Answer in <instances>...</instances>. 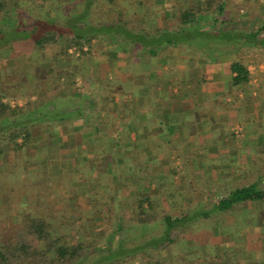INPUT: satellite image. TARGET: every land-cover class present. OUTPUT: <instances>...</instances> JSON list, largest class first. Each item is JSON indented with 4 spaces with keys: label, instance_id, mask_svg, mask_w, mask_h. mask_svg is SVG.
Instances as JSON below:
<instances>
[{
    "label": "rangeland",
    "instance_id": "rangeland-1",
    "mask_svg": "<svg viewBox=\"0 0 264 264\" xmlns=\"http://www.w3.org/2000/svg\"><path fill=\"white\" fill-rule=\"evenodd\" d=\"M18 1L22 5L20 13L25 20L22 23V28L31 29L32 25L29 24L28 20L31 16L35 17L34 22L38 25L41 23L39 31L34 35V37H38L49 25L45 16L46 9L42 10L37 5L40 0ZM180 1H183L187 6L185 10H191L192 2L189 0ZM228 2L230 4L227 8L229 17L227 20L231 22L226 27L229 29L248 32L257 29L264 22V0H249V3H246V0H228ZM241 2H244V5H252L254 11L249 13L248 9L244 7L238 13L235 8ZM67 6L61 8L62 13L67 12L69 9ZM165 6L156 5V11L150 14H145L138 7H134L125 17L127 20L134 19L135 22L138 20L147 22L146 27L152 34H155L161 28L157 24L160 23L159 17L165 11ZM55 8L58 9V7ZM192 13L194 15L192 23H195V14ZM0 20L17 22L16 16L11 11L3 13ZM220 21L218 25H220ZM257 21L261 23H256ZM205 22V26L208 27V21L204 20ZM8 24L6 23V25ZM52 26L55 27V25ZM16 32L18 31L16 30ZM5 34L6 36L3 37L7 39L10 33L9 35ZM1 40L0 88L5 89L0 91V96L7 95L8 98L3 99V102L8 101L12 108L26 106L29 101L42 104L46 98L48 100L53 95L59 106L61 103L72 104L74 100H77L72 95L73 92H77V89L85 93L90 92L87 79L89 75L86 71L88 70L87 64L85 63V68L81 69L84 60L86 62L89 60L88 64L91 66V58H97L98 60L106 58L111 49L116 48L119 54L123 53L122 49L114 48V43H111L106 36L94 39L91 45L84 47L87 54L79 63H76L75 60L81 54L75 48L70 49L69 54L74 57L73 66L70 69H75L76 75L74 79L69 75H61L64 79H68L66 86L52 70V68L54 70L62 69L63 67L61 68L59 65L61 62L64 63L59 58V54L55 59L56 53L52 49L53 45L36 48L33 43L28 41L9 42V44L4 43L2 45ZM4 41L6 40L2 42ZM140 46L137 44L128 46L129 50H132L133 59H135L137 53L144 54L148 48V45H145V48L141 50L139 49ZM59 50L58 45L57 53H59ZM27 57L29 58L27 59ZM143 57L152 58L154 56L143 55ZM241 57L245 58L247 66L251 67L254 90L261 88L264 92V51L257 52L256 49L244 46ZM47 60L54 61V65L50 68L46 66ZM21 63L24 64L22 68L17 66ZM71 64H65V66L70 67ZM31 74L33 78L29 80ZM21 76L23 77L21 78ZM20 78L21 81L18 82L17 80ZM46 79H51L52 89L50 91H47V86H45L44 81ZM14 80L15 84L11 82ZM110 87L111 84L104 87L100 86L98 89L93 88V92L103 90L107 92ZM61 91L67 93L66 96H63L65 101H60L56 94ZM87 105L89 104L87 103ZM18 142H22L21 139ZM145 143L146 147H122V150L128 152V155L124 157L126 159L125 163H120L113 158V155L117 153V148L108 150V156L103 160L101 159L100 162H95L97 160L92 157H89L86 162H82L78 158L79 156L77 157L75 154L64 159L61 163L59 149L54 151L55 156L51 158L50 153L52 152L49 149L50 153L44 149L31 148V145L26 146L23 150L16 149L14 145L4 144L0 139V151H3L0 155V244L10 239L13 244H30L33 238L21 228L25 223V218L30 216H40L48 219L53 225L54 234L57 236L62 233L80 241L95 243L97 248H104L105 246L113 247L115 242L120 239L117 233V222L119 220H123L124 226L137 225V222L132 219L133 214L136 212V202L148 196L151 199L152 207L150 213L155 214L157 218L155 222L150 223L153 229L159 226L162 218L166 215L181 216L190 212L201 213L211 208V206H218L212 204V201L215 198L219 199L221 196H218L215 189L206 186L211 180L193 179L189 180L192 181L189 182L190 184L184 183V179L181 177L183 172L193 169L183 165L181 162L182 157L179 158V161L178 157L180 156L175 152H170L171 159H174V162L177 161V163L172 161L168 164L159 161L158 155H166L169 151L168 147L151 145V141ZM40 144L42 145V143ZM84 150L86 152L83 155L92 154L91 150V153L88 152V148ZM149 151L155 157L153 160L150 159L151 156L149 157ZM44 156L46 157L45 162L41 159ZM137 156L140 159L136 158ZM200 160L204 161L206 158L202 157ZM211 165L207 164L205 167H199L200 164L196 163L195 170L197 172L203 171V173L210 170L214 172ZM73 166L77 167L74 168ZM154 170L155 172H153ZM121 172H123V176ZM124 175L127 177L132 176L133 185L131 182L125 184L122 182ZM137 175L138 177L135 178ZM139 175L147 176L150 179L155 175L150 183L147 181L144 184L147 190L145 189L140 193L136 191L139 184L137 180ZM200 183L204 184L205 193L208 194L199 195L194 193L190 195V189L188 188L195 187V192H197L196 187ZM153 184L159 188L158 197L156 193H152ZM241 207L245 208V217L241 218L242 216L237 214L232 224L230 222L226 223L229 211H217L207 218H203L200 214L195 215L199 219H192L187 224L188 226L175 237L174 244L160 251L157 249L149 250L152 262L154 264L159 260L162 264H239V260L245 262L250 260L252 262V258L254 259L255 256L248 252L245 242H235L237 236L247 238L254 228L252 220L249 223L244 221L253 215L249 210V206ZM156 229L152 232L153 235L156 234ZM262 229L264 230L263 227ZM132 236L137 242L144 239L138 235ZM188 239L197 241L190 244L188 242L191 241H188ZM190 251L194 253L188 255L186 252ZM205 255L207 258H202ZM146 261H148L147 257L143 254L135 258H128L125 264H146Z\"/></svg>",
    "mask_w": 264,
    "mask_h": 264
},
{
    "label": "crops",
    "instance_id": "crops-1",
    "mask_svg": "<svg viewBox=\"0 0 264 264\" xmlns=\"http://www.w3.org/2000/svg\"><path fill=\"white\" fill-rule=\"evenodd\" d=\"M164 1L166 6L159 17V29L174 33L192 23L194 15L191 10H185L187 6L183 1ZM145 45L148 48L157 47L156 43L145 42L139 49L142 50ZM212 47L217 49V53L210 57L206 51ZM226 48L229 49L223 45L201 47L190 43L164 44L154 57L145 58L143 55L149 53H137L134 54L135 59L132 58L129 48L120 54L115 48L110 50L107 60L91 58V66L88 64L89 60H84L81 69L85 68L86 63L90 92L86 90V94L77 89V92L71 94L80 103L88 96L85 104L77 106L84 110L86 117L73 118L69 122L55 121L48 124V129L47 124L35 127L31 148L44 149L47 152L50 150L51 158L55 156L54 151L59 149L61 163L75 154L82 162H86L89 157L100 162L108 156V150L117 148L113 158L125 163L124 157L128 152L122 151V147H138L151 141V145L168 147L166 155H158L159 161L177 163L170 157V152H175L180 156L178 159L182 157L183 165L193 169L183 172L181 177L184 183L192 182L189 180L193 179L211 180L206 186L215 189L218 196H221L213 199L212 204L218 205V201L239 186L259 184L258 188L264 191V105L262 101L252 100L253 95L256 96L254 80L239 86L234 85L235 74L232 73L231 66L236 57L225 51ZM52 49L57 59L58 45H53ZM190 51L196 53L188 54ZM52 62L54 61L47 60L46 66L52 67ZM23 65L17 64L21 68ZM59 66L62 68L65 64L61 62ZM247 68L252 74L251 67ZM21 78L17 81L20 82ZM32 78L31 74L29 80ZM57 78L67 86L68 79L61 75ZM11 82L14 83L15 80ZM44 83L47 91H50L51 79H46ZM108 84L111 87L107 92H93V88L98 89ZM2 89L5 88H0V91ZM56 94L60 101H65L63 96L67 95L66 91ZM46 99L42 104H50L55 96ZM52 107L50 108L54 109ZM66 107L61 103L59 110L63 111ZM86 148L92 154L83 155ZM202 157L206 160L201 161ZM136 158L140 159L139 156ZM153 158L155 157L151 156L150 159ZM41 159L46 161L45 156ZM196 163L200 164L199 167L212 164L214 172H197ZM121 175L123 176V172ZM122 178L124 184L128 183L125 181L127 176ZM154 178L155 175L151 177ZM158 189L153 184L152 193H156L157 197L160 193ZM188 189L190 195L208 194L201 183L196 187L197 192L195 187ZM241 206H249L253 215L244 221L249 223L252 220L254 228L247 238L237 236L235 242H245L246 249L255 258H252V262L239 260L238 263L264 264V230H261L264 228V198L235 205L228 210L226 223L232 224L237 214L241 218L245 217V208ZM188 241L191 244L197 240ZM186 253L190 255L194 252ZM202 258L207 257L205 255Z\"/></svg>",
    "mask_w": 264,
    "mask_h": 264
},
{
    "label": "trees",
    "instance_id": "trees-1",
    "mask_svg": "<svg viewBox=\"0 0 264 264\" xmlns=\"http://www.w3.org/2000/svg\"><path fill=\"white\" fill-rule=\"evenodd\" d=\"M192 2V12L195 14V23L179 29L174 32L171 30L163 31L158 29L152 35L146 27L145 21H136L134 19H126V14L130 13L134 7H138L145 14H150L155 10L156 5H165L162 0H40V8L45 10L46 20L49 23L38 37L34 35L39 31L41 23L38 25L34 22V18L30 17L29 24L31 29H23L22 23L25 21L20 13L21 3L18 0L8 1L0 0V17L6 11H11L17 18V22L9 20H0V39L2 45L9 42L28 41L33 43L36 48H45L47 45H59V58L67 65L62 69L54 70L56 77L59 75H76L73 66V56L69 54V50L75 48L81 56L77 57L75 62L79 63L87 54L84 47L91 45L94 39L101 36L108 37L111 43L118 49L126 50L128 46L133 44L141 45L145 42L156 43L157 47L164 44L169 45H185L192 44L195 46H226L225 50L236 56L235 62L231 66L233 83L239 86L248 83L252 75L247 68L245 58L241 57L242 48L247 46L256 49L257 52L264 51V22L255 30L243 32L239 30H231L227 26L230 20L227 13L228 0H189ZM231 1V0H229ZM249 0H246V3ZM244 2L237 4L236 10L246 8L248 12L254 11L252 5H244ZM68 5L66 13H62L61 8ZM261 6V5H260ZM55 7H58L56 9ZM252 14V13H251ZM228 17V18H227ZM233 17V16H232ZM208 21V27L205 26ZM222 20V21H220ZM219 21L221 22L218 25ZM42 22V21H41ZM6 23H9L6 25ZM256 23H261L257 21ZM52 25H55L53 27ZM7 30H5L6 28ZM256 28V26H255ZM5 30V31H4ZM18 31L15 33V31ZM4 32V33H3ZM7 33L9 35L5 39ZM33 35V36H32ZM3 40H6L2 42ZM147 48L144 54L157 55L159 48ZM145 48V47H144ZM43 50V49H40ZM217 49L212 47L207 50L208 56H214ZM132 52V50H130ZM188 54L196 52L190 51ZM58 61V60H57ZM52 66L54 62L51 63ZM76 66V65H75ZM70 80V79H69ZM256 96L253 95L252 100L255 102L262 101L264 105V92L261 88L255 90ZM253 94V93H252ZM251 94V95H252ZM7 95L0 96V139L4 144H12L16 149L23 150L26 146L34 141V130L41 124L49 125L55 121L69 122L73 118L86 117L83 109L77 106L85 104L88 96H85L81 103L80 100H74L72 104L66 105L65 110H59L57 99L50 104H40L39 102L29 101L26 106L11 107ZM53 107H52V106ZM50 107L54 108L51 109ZM21 139L22 142H18ZM146 147V145H142ZM122 150V148H121ZM126 151V150H122ZM3 151H0V155ZM149 157L152 152H148ZM135 176V178H137ZM136 187L138 193L147 190L144 185L151 179L147 176H140ZM126 182L132 181L126 178ZM150 185V184H148ZM259 184L250 186L237 187L231 190L227 197L218 201V206L204 210L201 213H184L179 216L166 215L162 218L159 226L152 228L151 222L157 219L155 214L150 213L151 199L146 197L136 202V212L133 214V221L137 225L124 226L123 220L117 222V233L120 239L112 242V246L97 248V244L71 238L70 236L60 234L55 235L53 225L46 218L40 216L26 217L22 229L33 239L30 244H13L12 240L4 241L0 244V264H125L128 258H135L145 254L147 257L146 264H154L152 256L149 252L151 249L163 250L175 243V237L183 230L192 219L210 217L214 211L225 212L233 208L235 205L264 198V191L258 188ZM156 229V234H152ZM132 235L143 237L141 242H137ZM124 236V237H123ZM95 252V254H94ZM156 263V261H155ZM156 264H162L157 261Z\"/></svg>",
    "mask_w": 264,
    "mask_h": 264
}]
</instances>
